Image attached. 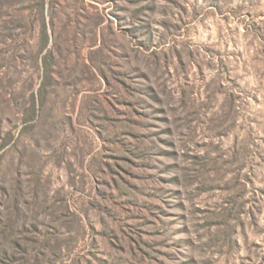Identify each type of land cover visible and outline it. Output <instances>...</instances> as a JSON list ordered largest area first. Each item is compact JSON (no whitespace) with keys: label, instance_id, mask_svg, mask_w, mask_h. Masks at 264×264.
Segmentation results:
<instances>
[{"label":"rangeland","instance_id":"obj_1","mask_svg":"<svg viewBox=\"0 0 264 264\" xmlns=\"http://www.w3.org/2000/svg\"><path fill=\"white\" fill-rule=\"evenodd\" d=\"M0 264H264V0H0Z\"/></svg>","mask_w":264,"mask_h":264},{"label":"trees","instance_id":"obj_2","mask_svg":"<svg viewBox=\"0 0 264 264\" xmlns=\"http://www.w3.org/2000/svg\"><path fill=\"white\" fill-rule=\"evenodd\" d=\"M41 92L44 93V90H42Z\"/></svg>","mask_w":264,"mask_h":264}]
</instances>
